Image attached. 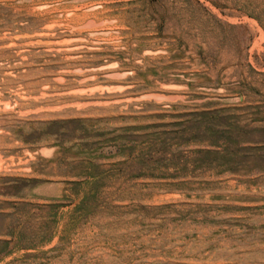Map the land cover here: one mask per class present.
<instances>
[{
  "label": "rangeland",
  "instance_id": "1",
  "mask_svg": "<svg viewBox=\"0 0 264 264\" xmlns=\"http://www.w3.org/2000/svg\"><path fill=\"white\" fill-rule=\"evenodd\" d=\"M0 264H264V0H0Z\"/></svg>",
  "mask_w": 264,
  "mask_h": 264
}]
</instances>
